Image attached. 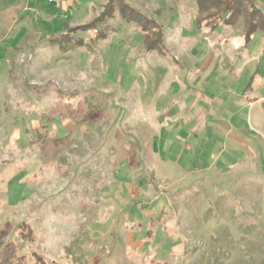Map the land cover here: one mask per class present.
Segmentation results:
<instances>
[{"label":"rangeland","instance_id":"374dc122","mask_svg":"<svg viewBox=\"0 0 264 264\" xmlns=\"http://www.w3.org/2000/svg\"><path fill=\"white\" fill-rule=\"evenodd\" d=\"M107 2L0 0V249L264 264V33L199 29L194 0H120L160 26L155 50L118 12L66 35Z\"/></svg>","mask_w":264,"mask_h":264},{"label":"trees","instance_id":"16d2710c","mask_svg":"<svg viewBox=\"0 0 264 264\" xmlns=\"http://www.w3.org/2000/svg\"><path fill=\"white\" fill-rule=\"evenodd\" d=\"M194 1L198 8V14L195 16L194 21L199 29L206 26L214 31L223 25L236 26L240 24L245 45L251 42L253 35L257 32L264 33V12L258 7L256 0ZM116 12L119 13L125 22L135 23L140 27L144 32L146 43L150 50H155L154 44L156 47L161 44L162 34L160 26L146 15L129 8L126 4H122L120 0H108L103 11L91 23L69 28L65 33L72 38L74 32L93 29L98 24L112 18ZM69 34H72V36ZM51 43H55L54 39H51ZM248 88H250L249 84L246 89ZM260 106L264 115V98L260 102ZM17 229L18 235L22 240L30 241L32 239L33 234L28 225L21 223L17 226ZM32 257L34 260L32 264H49L38 253L33 252ZM0 264H25V258L19 254L17 245L14 242L8 241L0 249Z\"/></svg>","mask_w":264,"mask_h":264}]
</instances>
